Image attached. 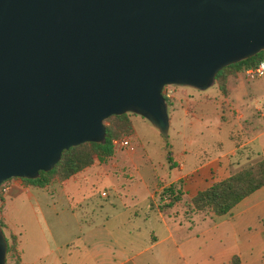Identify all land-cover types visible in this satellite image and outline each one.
<instances>
[{
    "label": "water",
    "instance_id": "1",
    "mask_svg": "<svg viewBox=\"0 0 264 264\" xmlns=\"http://www.w3.org/2000/svg\"><path fill=\"white\" fill-rule=\"evenodd\" d=\"M262 49L264 0H0V183L103 141L111 115L165 136L163 86L204 90Z\"/></svg>",
    "mask_w": 264,
    "mask_h": 264
},
{
    "label": "crops",
    "instance_id": "2",
    "mask_svg": "<svg viewBox=\"0 0 264 264\" xmlns=\"http://www.w3.org/2000/svg\"><path fill=\"white\" fill-rule=\"evenodd\" d=\"M209 86L208 93L172 87L156 165L131 125L132 150L116 147L40 188L12 179L0 220L16 237L18 264H229L233 256L264 264V183L225 215L188 207L196 193L264 159V74H228L223 92ZM134 120L159 134L144 117ZM167 187L177 197L169 205L158 200Z\"/></svg>",
    "mask_w": 264,
    "mask_h": 264
},
{
    "label": "trees",
    "instance_id": "3",
    "mask_svg": "<svg viewBox=\"0 0 264 264\" xmlns=\"http://www.w3.org/2000/svg\"><path fill=\"white\" fill-rule=\"evenodd\" d=\"M264 58V49L245 59L238 60L219 69L213 78L221 90L224 91V80L228 74L242 72L244 69L255 66L257 62ZM165 101L167 99L164 97ZM133 112L123 113L120 115H111L103 120L104 138L101 142H85L76 146H71L61 151L58 161L48 171H38L33 178H16L25 186L43 187L51 179H63L72 174L79 172L81 169L90 165L93 159L99 157H109L112 155L114 145L112 140L122 136L129 135L131 131L130 115ZM107 122V123H106ZM160 136H163L159 132ZM164 137V136H163ZM169 160V153L166 154ZM11 179V178H9ZM8 180V179H7ZM4 180L0 183V188ZM264 183V159L258 158L242 165L231 172L225 179L220 180L208 188L196 193L190 199L189 208L195 211L207 210L211 214L220 216L227 214L231 208L237 204L243 197L252 191L261 187ZM163 193L170 198L169 205L177 197L174 192L167 187ZM2 225L0 221V226ZM8 240L5 238L6 252H11L15 264H18V251L16 248L17 240L14 235L8 233ZM229 264H240L236 256L229 260Z\"/></svg>",
    "mask_w": 264,
    "mask_h": 264
},
{
    "label": "rangeland",
    "instance_id": "4",
    "mask_svg": "<svg viewBox=\"0 0 264 264\" xmlns=\"http://www.w3.org/2000/svg\"><path fill=\"white\" fill-rule=\"evenodd\" d=\"M169 86H170L169 87L170 89H172V87H174V88L181 87V88H184V89H188V90H191V91H195L197 93H202V91H206V93H208V92H210L213 89L212 86H209L206 90H198V89H195V88H191L189 86H181V85L180 86L179 85H169ZM167 104H168V99L166 101V105ZM136 115H138V114L132 113L130 115L131 116V119H132L131 125L133 127V131L137 134V136L139 137L140 141L143 142V146H144V148H145V150L147 152V156L150 158L151 162L154 165H156L157 163H159L161 160L164 159L163 156H160L161 153H162V151L159 150L158 147H159V145H161L162 141H166V139L163 136H160V134H157L156 132H154L155 130H153V128H151L150 126H147V124H144V125L138 124L134 120V117ZM138 149H139V147H138ZM141 169L144 171V175L145 176H150V171L148 170V168H145V165L142 164L141 165ZM12 179H16V178L8 179L4 183V185H6V186L9 187L11 185V180ZM2 195L3 194L0 193V199H1V196ZM0 210H1V204H0ZM102 218L104 219V217H102ZM92 219H94V221H100L101 220L99 214H97L94 217H92ZM114 219H111V221H113ZM141 219H143V216L142 215H141ZM1 223H2V225L0 226V231H1L4 239L6 238L8 240V243H10L9 238H8V232L5 229V226H4V224H3L2 221H1ZM139 223H143V221L140 220ZM54 233H56V231H54ZM4 264H15L14 257L12 256V253L11 252H6L5 251ZM139 264H155V263L150 262L148 260H143Z\"/></svg>",
    "mask_w": 264,
    "mask_h": 264
},
{
    "label": "built area",
    "instance_id": "5",
    "mask_svg": "<svg viewBox=\"0 0 264 264\" xmlns=\"http://www.w3.org/2000/svg\"><path fill=\"white\" fill-rule=\"evenodd\" d=\"M243 77L246 80H253L257 77H260L264 74V58L259 60L255 66L248 67L242 71ZM169 85H165L162 88V95L166 99H169L171 97L172 91L169 88ZM112 143L114 145V148L121 147L126 150H132L133 145L131 143L129 135H122L114 140H112ZM8 186L2 184L0 188V193L4 194L7 191ZM101 196H105V192H101ZM158 200L160 203L167 204L170 201V198L167 194L163 193V189L159 191V197Z\"/></svg>",
    "mask_w": 264,
    "mask_h": 264
}]
</instances>
